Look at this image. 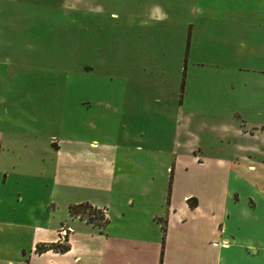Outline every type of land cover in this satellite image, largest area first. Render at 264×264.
I'll return each mask as SVG.
<instances>
[{
  "label": "rangeland",
  "instance_id": "1",
  "mask_svg": "<svg viewBox=\"0 0 264 264\" xmlns=\"http://www.w3.org/2000/svg\"><path fill=\"white\" fill-rule=\"evenodd\" d=\"M238 129L264 131V0H0V133L22 139L29 170L51 167L65 137L139 143L153 173L182 169L179 199L200 190L187 149L233 159ZM29 181L19 201L15 187L0 194L1 214L25 218L53 195ZM56 231L63 246L70 230ZM32 239L24 226L16 240L28 251Z\"/></svg>",
  "mask_w": 264,
  "mask_h": 264
},
{
  "label": "crops",
  "instance_id": "2",
  "mask_svg": "<svg viewBox=\"0 0 264 264\" xmlns=\"http://www.w3.org/2000/svg\"><path fill=\"white\" fill-rule=\"evenodd\" d=\"M219 133L222 140L229 137L225 127ZM234 135L242 143L233 159L206 158L197 144L187 149L191 168L203 170L190 177L200 190L175 199L182 169L172 161L163 174L153 173L139 143L128 147L65 137L48 148L51 167L43 162L29 170L24 164L33 154L24 152L22 139L0 133V194L15 187L19 201L16 188L29 179L31 186L42 180L53 193L40 210L30 207L25 218L21 212L0 213V264H264V131L238 129ZM156 176L163 178L161 194L152 187ZM58 190L71 195L58 199ZM1 200L8 199L0 195ZM81 202L103 209L107 223L71 215L70 204ZM77 223L87 227L76 231ZM60 224L70 230L63 245L68 249L36 252L40 243L60 242ZM24 226L33 232L28 251L16 240Z\"/></svg>",
  "mask_w": 264,
  "mask_h": 264
},
{
  "label": "trees",
  "instance_id": "3",
  "mask_svg": "<svg viewBox=\"0 0 264 264\" xmlns=\"http://www.w3.org/2000/svg\"><path fill=\"white\" fill-rule=\"evenodd\" d=\"M190 206L196 205V199L190 198L188 200ZM69 212L71 215L79 216L85 219L87 222L94 223L100 226H104L107 223V218L102 209L92 206L88 202H81L77 204H70ZM60 243H40L36 245L35 251L38 253L46 250H54L57 252H64L68 249V246H59Z\"/></svg>",
  "mask_w": 264,
  "mask_h": 264
}]
</instances>
